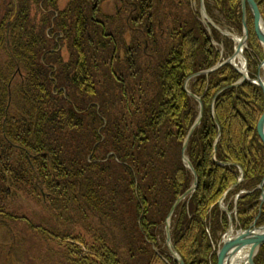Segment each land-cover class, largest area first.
<instances>
[{"label":"trees","instance_id":"1","mask_svg":"<svg viewBox=\"0 0 264 264\" xmlns=\"http://www.w3.org/2000/svg\"><path fill=\"white\" fill-rule=\"evenodd\" d=\"M43 1L9 0L4 7L0 0V241L4 226L23 220L66 248V264H120L116 249L94 241L87 246L82 236L84 232L95 240L94 224L111 233L119 202L121 209L132 210L143 242L131 239L122 231L125 224L118 222L115 240L124 243L132 259L178 264L165 245V220L193 182L181 150L199 112L184 81L230 56L233 40L211 27L223 52L213 44L206 27L194 18L200 15L199 0L197 12L191 8L195 0H112L115 12L109 14L99 9L104 0H66L62 9V0ZM255 1L264 19V0ZM32 4H39L37 10ZM204 5L216 23L213 11L219 8L241 32L240 0H205ZM183 6L194 15L188 21L176 16ZM50 12L55 18L47 33ZM247 28L244 55L254 78L263 48L249 11ZM53 31L63 37L56 41ZM118 44L136 61L122 65L123 58L108 54L114 67L103 81L90 64L92 55ZM59 45L67 47L66 57ZM239 77L225 64L188 83L202 104L201 123L185 150L197 188L170 218L171 242L184 264H216L215 247L228 225L218 201L237 183L239 168L244 179L233 192L257 187L264 176V144L256 130L264 110L261 88L244 82L218 93ZM261 191L264 185L239 198V228H248L257 216V225L264 223ZM23 197L40 200L44 219L59 222L54 230L20 215ZM254 262L264 264V245Z\"/></svg>","mask_w":264,"mask_h":264},{"label":"rangeland","instance_id":"2","mask_svg":"<svg viewBox=\"0 0 264 264\" xmlns=\"http://www.w3.org/2000/svg\"><path fill=\"white\" fill-rule=\"evenodd\" d=\"M8 1L9 0H4V2H3L4 7L6 6V3ZM196 1L197 0L192 1L191 8L195 9L197 7ZM66 3H67L66 0H62L61 2H59V8H61V9L64 8L66 6ZM198 3H199L198 12L200 14V1H198ZM113 4L114 5L111 7H109V6H108V8L106 7L108 9V11H110V13L115 12L116 4L115 3H113ZM204 4H205V0H204ZM195 5H196V7H195ZM38 6H39V4L38 5L32 4L31 8L34 10H37ZM4 7L2 6V3L0 2V12L2 11V9ZM218 9L213 11L218 23H216L213 20V18L210 15H208V13L206 11L209 18L213 21L215 26L218 28H216L215 26H212L210 24H207V25L204 24L201 21V15L195 16L194 18H198L201 21V23L204 25V27H206V29L208 30V32L211 35V39H213L211 27L216 28L220 32V34L223 36L230 37L229 35H227V33H231L232 35H234L238 38L241 37L242 31H243L242 23H241V32L237 33L235 31L233 25L228 23V21H230V20L227 19V16L225 14H223V15L220 14V11H219L220 9L219 10ZM184 10H186V6L180 7L179 13H176V16L179 15L180 21H188L190 15L194 16L192 13L189 14L188 12H186L187 10L186 11H184ZM205 10H206V8H205ZM248 11L251 13L249 8H246V18H247V12ZM195 12H197L196 9H195ZM1 14H3V11L1 12ZM226 19L228 21H226ZM262 20L264 22L263 17H262ZM176 22L179 23L178 20ZM171 24H172V22L170 21L169 26H171ZM246 27H247V19H246ZM253 27H254V22H253ZM247 31H248V28H247ZM213 44L217 47L219 45H221L220 43H217L214 39H213ZM247 46H248V38H247ZM222 48H223V46H222ZM245 49L246 48H244V50ZM63 54H65V53H63ZM263 55H264V51H263ZM218 63L219 62H217L216 64H218ZM242 63H243V61L241 59L240 60L238 59L239 67L242 66ZM214 65H212V66H214ZM212 66H210L209 68H211ZM218 69H216V70H214L208 74H202V76L208 77L210 74L216 72ZM260 73H261V75L264 76V71L260 70ZM238 80H239V78L237 79V81ZM237 81H235V82H237ZM235 82H233L232 84H234ZM232 84H230V85H232ZM225 87H227V86H225ZM225 87L221 88L218 91V93H220ZM109 91H111V87L107 90V92H109ZM112 93L114 94V96H117V94H118L117 91H115V89L113 87H112ZM107 96H109V95L107 94L106 97ZM212 111H213V109H212ZM213 113H214V111H213ZM200 123H201V121H200ZM111 154H113L112 151L107 153V155H111ZM223 163H225V162H223ZM225 164L227 165L229 163H225ZM243 177H244V175L242 176V180L240 179L241 181L237 182L232 187H230L227 190V192L224 193L225 195L224 194H223L224 196L222 195L224 198L221 197L218 201L219 209H221V211L226 213L227 216H228V214H231L230 216L232 218V221H231L232 222V229H234V230L239 229L238 221H237L238 215H237V211H236L237 202L239 201V198L244 196L245 194H250V193L256 191V188L259 185L258 184L257 187H255L251 190H248V192H246V191L244 192L242 190L237 191V192H233L235 186L237 184L239 185L243 181V179H244ZM192 194L193 193L186 195L183 199L180 200V202H182L186 197H191ZM27 198L28 199H26V197L22 198V205H21L20 210H19L20 215L26 214L25 216H27L32 221L33 224H38V225L43 226L44 228H47V229L52 228V230H54V228L59 223L58 220L54 219V222L46 221V219H44L45 218L44 217L45 216L44 210L42 209V206H40V204H39L40 200L37 198H32V197H27ZM222 198H223V201L221 203ZM259 200H260V205L263 204L264 203V195L261 196V194H260ZM120 205L121 204L118 202L117 207L115 209L114 217H112V221H111L112 230H110V232L112 231L111 233L106 234V232L104 231V229H105L104 227H102L98 224H94V226L97 230L96 239L95 240L91 239L90 236L84 232H82V236L87 240V246H90L92 244V242L94 241L95 245L96 244H99V245L102 244V245H105L109 248L116 249L120 255V261H119L120 264H144L143 261L132 259L133 256L129 255L127 253V250L125 248L124 243L120 242L119 240H115V237L120 235L119 232H120L121 227L118 225L119 224L118 222H120L121 225H123V226L125 224V226H124L125 229H122V231L123 230L126 231L128 233V235H131V237H130L131 239H135V242L137 239V243L143 245V242L141 241V236H140L141 234H140L139 230H137L136 223H135V217H133L132 210H128L127 208L121 209ZM229 206H231V208ZM18 221L19 222H17V223L11 222V223H8L6 226H4V227H7V229L4 230V236L1 237V241H0V246H2V250L0 251V261H1L0 264H51V263H53V264H66V262L68 260L66 248H64L62 245L57 243L56 239L50 238L49 240H47V236L45 237L46 239L44 237H42V235L38 232L37 229L30 228V226L26 222H24L23 220H18ZM228 226H229V217H228V225H227L226 230L228 229ZM8 229L11 231L12 230L15 231V234L12 233L13 239L11 236L7 235ZM74 230L79 231V226L75 225ZM80 230H82V227H80ZM10 237H11V239H10ZM97 237H98V239H97ZM221 237H220V239H221ZM105 238H106L107 242L105 241ZM170 240H171V237H170ZM219 243H220V240H219L217 246L215 247L216 253L218 250ZM17 251H19L18 254H17ZM52 251L58 252V253L52 254L53 257H51L50 254ZM5 253H7V255H5ZM21 253L23 255H21Z\"/></svg>","mask_w":264,"mask_h":264},{"label":"water","instance_id":"3","mask_svg":"<svg viewBox=\"0 0 264 264\" xmlns=\"http://www.w3.org/2000/svg\"><path fill=\"white\" fill-rule=\"evenodd\" d=\"M199 1H200L201 21L206 25L210 24L212 26H215L213 21L209 18V16L206 13V10L204 7V0H199ZM240 4H241L242 29H243L242 35H241V37L238 38V37L232 35L231 33H227V35H229L233 39V41L235 42V49H234V53L232 54V56H230L229 58H227L223 62L212 66L211 68H208L206 70H202L201 72L192 75L191 77H194V76L199 75V74H208V73L218 69L221 65L229 63L241 74V78L237 82L232 84L231 85L232 87H237V86L241 85L245 80H247L249 82H252V83L260 86L263 90V93H264V86H263L261 78L259 76H257V78L255 80H253V79H250L248 77L247 71H246V59L242 54V51L244 50V48L247 47V38H248V31H247V27H246V19H247L246 18V8L248 7L249 10L251 11V14L253 16V22H254V31H255L257 39L259 40L260 44L263 47V50H264V22L262 20L260 11L258 9V6H257L255 0H240ZM216 28H218V27H216ZM238 56H240L241 60L243 61L242 66L239 68H237L233 62L234 58H236ZM263 63H264V59L261 62L259 68L262 67ZM185 84L187 85V82H185ZM186 92L188 95L192 96L199 103V115L196 118L193 125L190 127V129H189V131L185 137V140L183 142V147H182L183 163L189 169V171L192 173L193 182L190 185V187L186 190V192L174 202V204L172 205V207L168 213V216L165 220L166 242L170 248L169 250L171 251L172 256L176 259L178 264H183V261H182L181 257L174 250L173 245H172L171 240H170V217H171L174 209L176 208L177 204L180 202V200L183 199L186 195L193 193L197 188L196 173H195L194 168H193L191 162L189 161L188 157L185 155V150L187 148L189 138L191 137L195 128L200 124V121L202 118V104L200 102V99L198 97H195L187 89H186ZM213 117H214V120L216 121L214 113H213ZM257 133H258L261 141L264 144V111H263V113H262V115L259 118L258 123H257ZM219 164L225 165V163H223V162H219ZM240 175H241L240 179H242L243 172L241 169H240ZM263 181H264V179H263ZM228 217H229V226H228V229L225 232V234L221 237L220 243L218 245V250L216 253V257H217V263L216 264H231L232 263L231 261L235 258V256L237 257V255H239L242 252H245V254L242 257L243 260L240 262V264H255L254 263V257L258 253L259 248L262 245H264V224L260 225V226H256L255 221H254L253 224L248 229L234 230V229H232V222H231L232 218H231L230 214H228Z\"/></svg>","mask_w":264,"mask_h":264},{"label":"bare ground","instance_id":"4","mask_svg":"<svg viewBox=\"0 0 264 264\" xmlns=\"http://www.w3.org/2000/svg\"><path fill=\"white\" fill-rule=\"evenodd\" d=\"M43 1V0H42ZM44 2V1H43ZM113 1L112 0H104L103 2H101V4L99 5V9H101V11L102 12H105V13H107V14H109L110 13V11H108V6L109 7H111V6H113L114 4V2L112 3ZM42 5V2H40V6ZM107 7V8H106ZM204 7H205V5H204ZM108 11V12H107ZM49 12V11H48ZM112 13V12H111ZM50 14H53V16H51V23H52V26L50 27V29H47V33L49 32V30H51V29H53V20H54V18H55V16H54V13H52V12H50ZM253 17V16H252ZM53 34L55 35L56 34V37H54V39L57 41L59 38H62L63 37V34H62V32H60V31H53ZM52 37V36H51ZM219 48H220V51H221V53L223 52V48H222V46L221 45H219L218 46ZM121 48V49H120ZM61 52H63V53H65V54H63L65 57L68 55V51H67V47L66 46H62V45H59V48H58ZM233 53H234V51H233ZM232 53V54H233ZM104 54H106V55H104ZM108 54H112V56H117V55H119L121 58H123L124 60L121 62V64L122 65H125V64H131L132 62H134V61H136V59H135V57H133V56H131V55H129L128 54V51H127V48L125 49V48H122V45H114V46H112L111 47V50H109V51H106V52H99V53H96V54H93L92 55V61H90V64L93 66V71H94V73H95V75H98V77L101 79V80H103L104 81V79H105V75L107 74V73H109V72H111L112 70V68L114 67V65L112 64L113 63V60L109 57V55ZM232 54L230 55V56H232ZM242 54H243V56L245 57V55H244V50L242 51ZM104 55V56H103ZM230 56H228V57H226V58H223L221 61H219V63H221V62H223L224 60H226L227 58H229ZM66 59V58H65ZM238 59L240 60L241 59V57L240 56H238V57H236V58H234V65L237 67V68H239V65H238ZM226 64H229V63H226ZM216 65V64H215ZM223 65H225V64H223ZM223 65H221V66H223ZM229 65H231V64H229ZM220 66V67H221ZM232 66V65H231ZM219 67V68H220ZM233 67V66H232ZM241 67V66H240ZM234 68V67H233ZM208 69V68H207ZM235 69V68H234ZM56 70V66H54V71ZM204 70H206V69H204ZM236 70V69H235ZM261 70L262 71H264V63H263V65H262V67H261ZM202 71V70H201ZM201 71H198V72H195V73H192V74H190L186 79H185V81L184 82H187V85L186 84H184V89H185V91H186V89L187 90H189V88H188V83L190 82V81H192V80H194L196 77H198V76H202V74H199V75H196V76H194V77H191L192 75H194V74H196V73H199V72H201ZM237 71V70H236ZM246 71H247V75H248V77L250 78V79H253V80H255L256 78H257V76H259L260 78H261V80H262V83H263V86H264V76L263 75H261V73L259 72H257V74H256V76L254 77V78H251L250 76H249V70H248V68H246ZM238 72V71H237ZM239 73V72H238ZM240 74V73H239ZM241 78V74H240V77H239V79ZM237 81V80H236ZM244 82H249V81H247V80H245ZM243 82V83H244ZM104 83V82H103ZM242 83V84H243ZM250 83H252V82H250ZM241 84V85H242ZM252 84H254V83H252ZM241 85H239V86H241ZM256 85V84H255ZM239 86H237V87H239ZM258 86V85H257ZM260 87V86H259ZM227 88H232V86L231 85H229V86H227V87H225L224 89H227ZM234 88H236V87H234ZM261 88V87H260ZM223 89V90H224ZM222 90V91H223ZM261 90H262V88H261ZM190 91V90H189ZM191 92V91H190ZM262 92H263V90H262ZM192 93V92H191ZM193 94V93H192ZM195 97H197L195 94H193ZM190 96V95H189ZM192 97V96H191ZM193 98V97H192ZM199 98V97H198ZM198 115H199V112H198V114H197V116H196V118L198 117ZM196 118H195V120H196ZM195 120H194V122H195ZM193 122V123H194ZM193 123H192V125H193ZM191 125V126H192ZM190 129V128H189ZM189 131V130H188ZM188 131H187V133H188ZM187 133H186V135H187ZM186 135H185V137H186ZM192 136V135H191ZM185 137H184V139H183V142H184V140H185ZM190 139V138H189ZM183 142H182V147H183ZM181 159H182V150H181ZM182 161H183V159H182ZM227 230H225V232H226ZM225 232L221 235V236H223L224 234H225ZM221 240V239H220ZM82 245V247H83V249H85V252H88V249H87V247L84 245V244H81ZM165 245H166V248H167V250L170 252V255L172 256V253H171V251L169 250L170 248H169V246H168V244H167V242H165ZM263 246V245H262ZM261 246V247H262ZM261 247L259 248V250L261 249ZM174 248V247H173ZM244 254H245V252H242V253H240L239 255H237V257L235 256V258L231 261L232 263L231 264H240V262L243 260L242 259V257L244 256ZM173 257V256H172ZM182 259V258H181ZM183 261V260H182ZM183 264H184V262H183Z\"/></svg>","mask_w":264,"mask_h":264}]
</instances>
